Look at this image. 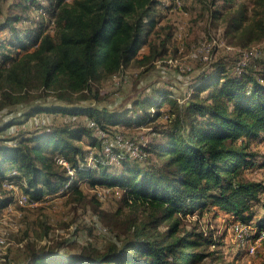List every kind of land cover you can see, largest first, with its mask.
Here are the masks:
<instances>
[{"label":"trees","instance_id":"obj_1","mask_svg":"<svg viewBox=\"0 0 264 264\" xmlns=\"http://www.w3.org/2000/svg\"><path fill=\"white\" fill-rule=\"evenodd\" d=\"M221 1L223 5L211 9L214 14L233 8L234 0ZM162 5L163 0H26L24 9L33 6L38 12L37 25L20 29L17 14L0 21V32L11 33L8 38L0 33L1 109L22 107L0 124V186L10 181L34 199L75 195L79 205L88 207L81 185L86 183L119 190L123 203L144 212L130 238L110 237L104 250L86 245L69 251L63 242L45 240L47 247L32 249L26 264H232L216 256L215 262H205L216 251L200 248L222 243L203 227L188 228L185 218L212 211L215 220L226 212L234 224L257 226L253 238L264 230V180L246 173L264 170V58H240L232 65L218 60L190 86L183 103L167 93L161 101L154 94L139 99L144 114L138 123L166 119L153 129L161 137L152 143L130 137L140 145L141 157L123 149L119 161L110 163L103 145L95 152L77 143L82 136L93 137L105 123L97 108L73 105L72 100L86 101L85 92L102 76L164 54L165 47L151 44L147 29L159 22L155 14ZM230 25L251 38H264L263 15L245 3ZM144 45L150 49L140 55ZM41 114L63 115L67 121L31 137L3 134ZM81 114L88 121L79 120ZM115 163L121 164L117 172L112 171ZM8 204L0 201V216ZM95 213L103 219L106 211ZM16 256L6 255L0 264H22Z\"/></svg>","mask_w":264,"mask_h":264},{"label":"rangeland","instance_id":"obj_2","mask_svg":"<svg viewBox=\"0 0 264 264\" xmlns=\"http://www.w3.org/2000/svg\"><path fill=\"white\" fill-rule=\"evenodd\" d=\"M24 1L26 3V0H0V21L9 14H17L21 15V22L17 23L20 29L37 25L38 12L33 6L25 10ZM163 1L164 5L158 8L155 14L159 22L148 24L147 29L151 44L161 49L165 47L164 54L155 61L132 62L115 75L102 76L93 81L90 89L85 92L86 101H70L73 105H90L97 108L101 111L105 123L104 128L95 132L96 135L91 138L82 136L77 142L82 143L80 145L84 146V149H93L96 152L108 138L118 135L127 139L131 137L137 142L149 140V143H152L161 137L155 136L153 129L158 123H165L166 119L138 123V119L144 114L143 110L138 109L139 99L154 94L157 101H161L162 93H167L179 98L183 103L190 86L198 81L204 72L209 74L218 60L232 65L240 58L249 62L264 58V38H251L247 31L233 30L230 25V18L236 16L239 5L244 3L264 17V2L234 0L233 8L224 9V12L222 9L221 13L214 14L211 9L223 5L221 0ZM166 5H170V9H163ZM44 17L40 20L47 24ZM0 33L6 38L11 34L7 30ZM169 34L174 35L171 40ZM164 43L166 45H162ZM149 49L148 45H144L140 55ZM80 94H75L74 97ZM3 104L0 96V124L5 117L22 109L19 107L16 110L13 105L1 109ZM165 104L170 107V103ZM78 119L85 123L88 118L81 114ZM127 119L131 121L128 122ZM66 121L63 115L41 114L27 122H18L14 128L4 131L3 134L20 133V138L31 137L51 130L49 128L63 126ZM75 128H79L78 125ZM94 141L95 144L92 145ZM50 151L52 147L46 152ZM94 163L90 157L89 164ZM112 169L119 171L121 164L115 163ZM246 173L248 177L264 180V170L261 168H254ZM81 185L89 202L88 207L79 205L77 197L73 194V197L70 194L54 197L48 195L36 206H22L16 202L17 196L23 193L20 185L0 186V201L9 202L0 216V239L6 241L4 245L0 244V262L5 260L6 255H17L16 258L26 264L32 249H43L46 246L45 240L54 239V244L63 242L69 251H76L86 245L104 250L111 241L110 237L115 235L130 238L134 226L144 219L142 207L123 203L120 197L122 192L119 190L91 188L86 183ZM95 200L99 201L100 206L96 205ZM95 209L106 211L103 219L95 213ZM212 215V211H204L202 216L195 213L185 218L188 228L203 227L207 234L212 233L222 243L219 246L207 244L200 248L209 253L216 251L209 255L205 262L213 263L217 260L216 257H220V261H229L232 264H264V239L259 242L254 254L249 252L248 246H244L253 240L255 228L246 226L248 230L236 229L226 212H220L215 220ZM20 248L25 250L20 251Z\"/></svg>","mask_w":264,"mask_h":264},{"label":"built area","instance_id":"obj_3","mask_svg":"<svg viewBox=\"0 0 264 264\" xmlns=\"http://www.w3.org/2000/svg\"><path fill=\"white\" fill-rule=\"evenodd\" d=\"M123 149L127 150L130 153V155L133 157H141L140 145L138 144L136 145L131 140L123 136H120V135L116 136L115 138H108L103 145V151L106 157L109 159L110 163L119 161V159L122 157V153L120 151ZM58 161L61 164L69 167V163L63 157H60ZM13 173H15V171H13ZM12 185L14 184L10 181L4 182V186L11 187ZM40 201L41 199L31 198L27 194H24V193L19 194L16 198V202L22 206H36L40 203ZM246 226H249L250 228H253V229L255 228V230L257 229V226L252 227V225H249V224H243L240 222L235 223V228L240 229L242 231L244 229L248 230ZM263 239H264V230L260 232L258 237L253 238L251 243H247L244 246H248L247 249L249 250V252H251V254H254L256 252L257 245ZM5 242H6L5 239L3 238L0 239L1 245H4Z\"/></svg>","mask_w":264,"mask_h":264},{"label":"crops","instance_id":"obj_4","mask_svg":"<svg viewBox=\"0 0 264 264\" xmlns=\"http://www.w3.org/2000/svg\"><path fill=\"white\" fill-rule=\"evenodd\" d=\"M58 195H59V194H58ZM50 196L54 197V196H57V195H50Z\"/></svg>","mask_w":264,"mask_h":264}]
</instances>
